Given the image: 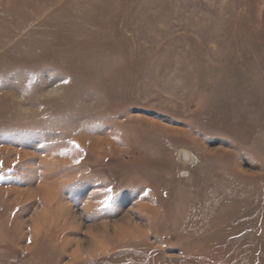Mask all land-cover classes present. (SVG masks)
Returning <instances> with one entry per match:
<instances>
[{"label":"rangeland","instance_id":"1","mask_svg":"<svg viewBox=\"0 0 264 264\" xmlns=\"http://www.w3.org/2000/svg\"><path fill=\"white\" fill-rule=\"evenodd\" d=\"M263 223L264 0H0V264H264Z\"/></svg>","mask_w":264,"mask_h":264},{"label":"crops","instance_id":"2","mask_svg":"<svg viewBox=\"0 0 264 264\" xmlns=\"http://www.w3.org/2000/svg\"><path fill=\"white\" fill-rule=\"evenodd\" d=\"M264 224V223H263ZM252 240V239H251ZM250 244H254L253 242L251 243L250 242ZM248 254H246V257L248 258V260L249 259H251V263L252 264H258L259 262V260H258V256H259V254H260V251L258 250V248H255V250L253 251V252H247ZM255 258V260H253Z\"/></svg>","mask_w":264,"mask_h":264}]
</instances>
